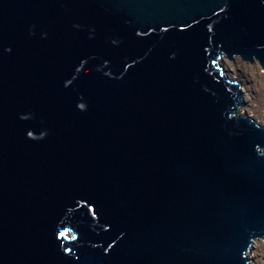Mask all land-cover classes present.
I'll return each instance as SVG.
<instances>
[{
  "label": "water",
  "instance_id": "1",
  "mask_svg": "<svg viewBox=\"0 0 264 264\" xmlns=\"http://www.w3.org/2000/svg\"><path fill=\"white\" fill-rule=\"evenodd\" d=\"M264 0H0V264H248Z\"/></svg>",
  "mask_w": 264,
  "mask_h": 264
},
{
  "label": "rangeland",
  "instance_id": "2",
  "mask_svg": "<svg viewBox=\"0 0 264 264\" xmlns=\"http://www.w3.org/2000/svg\"><path fill=\"white\" fill-rule=\"evenodd\" d=\"M223 73L240 86L243 103L242 113L264 128V68L240 59L221 62ZM253 246V244H252ZM251 246L246 254L249 264H264V238Z\"/></svg>",
  "mask_w": 264,
  "mask_h": 264
},
{
  "label": "bare ground",
  "instance_id": "3",
  "mask_svg": "<svg viewBox=\"0 0 264 264\" xmlns=\"http://www.w3.org/2000/svg\"><path fill=\"white\" fill-rule=\"evenodd\" d=\"M221 62H225V59L224 60H221ZM243 98H244V96L242 97V100H243ZM242 107V105L239 107V109H238V111H237V113H238V115H239V113L241 114L242 113V109L243 108H241ZM241 116V115H240ZM255 122V121H254ZM255 123H257V122H255ZM259 126V125H258ZM260 240V239H259ZM259 240H254L253 242H252V244H253V246H252V244L250 245V248H251V246L254 248V246L256 245V243H257V241H259ZM249 248V249H250ZM248 252H249V250H248ZM247 252V253H248ZM246 253V254H247ZM246 258H247V255H246ZM247 260H248V258H247ZM248 264H249V261H248Z\"/></svg>",
  "mask_w": 264,
  "mask_h": 264
}]
</instances>
